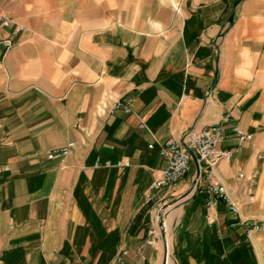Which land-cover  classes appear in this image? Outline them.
Segmentation results:
<instances>
[{"label": "crops", "instance_id": "0c3cea01", "mask_svg": "<svg viewBox=\"0 0 264 264\" xmlns=\"http://www.w3.org/2000/svg\"><path fill=\"white\" fill-rule=\"evenodd\" d=\"M236 1L180 0L147 22L112 0L1 1L25 30L0 52V264H165L146 241L178 198L173 264H264V0L238 2L230 23ZM215 123L232 157L213 173L240 225L224 203L207 218L194 164L151 189L160 145Z\"/></svg>", "mask_w": 264, "mask_h": 264}, {"label": "built area", "instance_id": "2783aa9c", "mask_svg": "<svg viewBox=\"0 0 264 264\" xmlns=\"http://www.w3.org/2000/svg\"><path fill=\"white\" fill-rule=\"evenodd\" d=\"M0 0V31L7 30L6 37H0V52L4 57L13 47L14 38L25 27L17 23L9 14L1 8ZM130 100L126 102H115L114 109L120 107L124 112H129ZM228 116L225 117V119ZM231 136L239 140V142L251 141L252 136L243 133L238 125L230 127ZM226 134L223 126L220 123H215L209 127L199 129H191L183 134L180 139L171 138L160 145V157L162 161V168L154 177L151 189H168L178 181L185 178L190 172L191 165L194 164L193 186L192 190L205 197V204L207 209V218L214 212L220 204L224 203L230 213L235 217V225H240L242 220L238 217V208L227 195L225 187L219 184L213 173L214 167L222 160L229 161L232 157L231 151H226L221 148V144L225 141ZM74 143H68L66 146L57 148L49 152L47 159H56L68 157L71 154V149ZM152 146H150L151 148ZM122 162H118L117 166H122ZM100 166L99 159H96L95 167ZM105 167H110V162L104 163ZM243 174H239L238 178H243ZM255 178V174L251 179ZM204 180V185L199 186L200 181ZM247 233L251 231H259L260 227L256 223L248 225ZM161 227L153 226L148 231L149 239L146 245L156 247L158 244V236ZM127 251L123 250L116 257V262L121 263L123 256Z\"/></svg>", "mask_w": 264, "mask_h": 264}, {"label": "rangeland", "instance_id": "374dc122", "mask_svg": "<svg viewBox=\"0 0 264 264\" xmlns=\"http://www.w3.org/2000/svg\"><path fill=\"white\" fill-rule=\"evenodd\" d=\"M114 6L115 3H119L122 9V14L127 17L129 20H141L143 22H147L149 20H158L166 19V12L168 9H172L175 11V14H178L179 2L180 0H112ZM190 176V172L188 173ZM188 176V175H187ZM187 179L182 180L186 182ZM192 190V188H191ZM186 197V196H185ZM182 198L173 199L164 203V205L160 208L157 221L155 222V226L166 225V227H162L165 231L162 232L160 230L158 236V244L156 246L158 254H162V259L165 256L164 246L166 243H169V250L167 252L169 258L174 261L172 256V229L174 227L175 219L172 218L174 211L177 210L176 205H178L179 201ZM162 264V261L160 262Z\"/></svg>", "mask_w": 264, "mask_h": 264}, {"label": "bare ground", "instance_id": "6f19581e", "mask_svg": "<svg viewBox=\"0 0 264 264\" xmlns=\"http://www.w3.org/2000/svg\"><path fill=\"white\" fill-rule=\"evenodd\" d=\"M191 190V189H190ZM165 227H166V225H164ZM163 226V224H162V226H160L161 227V230H163L162 232H164L165 233V231H164V229L162 228V227H164ZM169 246H170V244L169 243H166L165 244V246H164V251L166 252L165 253V264H173V261L169 258V256H168V254H167V252H168V250H169Z\"/></svg>", "mask_w": 264, "mask_h": 264}, {"label": "water", "instance_id": "95a60500", "mask_svg": "<svg viewBox=\"0 0 264 264\" xmlns=\"http://www.w3.org/2000/svg\"><path fill=\"white\" fill-rule=\"evenodd\" d=\"M241 0H237L236 2H235V4L233 5V7H232V10H231V13H230V16H229V22L231 23L232 22V20H233V15H234V8H235V6L237 5V3L238 2H240ZM216 76V75H215ZM215 84V81H214V83H213V85ZM213 85H212V87H213ZM161 231H163V230H161Z\"/></svg>", "mask_w": 264, "mask_h": 264}]
</instances>
